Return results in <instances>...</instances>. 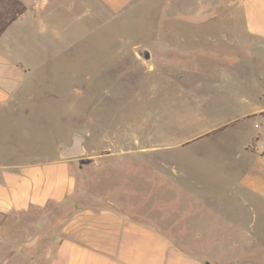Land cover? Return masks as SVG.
<instances>
[{"label": "crops", "instance_id": "0c3cea01", "mask_svg": "<svg viewBox=\"0 0 264 264\" xmlns=\"http://www.w3.org/2000/svg\"><path fill=\"white\" fill-rule=\"evenodd\" d=\"M90 20L100 21L99 29H114L122 36L149 37L148 79L156 68L175 67L177 63L166 57L176 51L197 52V70L205 73L203 54L213 52L219 75L212 86L219 100L249 104L248 116L264 119L260 87L264 82V0H0V264H215L219 257L202 258L179 245L253 244L255 229L264 237V151L250 148L257 155L254 162L227 182L226 190L217 189L214 194L170 190L187 187L185 174L182 171L180 180L169 181L165 171L175 170V163L194 162L188 157L166 161L150 156L158 147L184 148L222 124L199 130L202 134L196 137L179 135L175 144L133 142L131 150H126L135 155L129 164L147 166L151 175L140 181L152 182L160 187L158 191L149 187L130 201L123 198L129 193L112 190L113 199L107 205L73 204L82 197L96 203L88 186L113 172L106 163V156L113 152L98 153L103 137L86 127L83 137L75 136L78 130L67 129L62 140L58 124L64 114L55 113L53 100L52 111L38 103L42 90L54 82L44 80L49 69L45 54L60 49L70 52L72 21L85 26L83 22ZM139 46L137 42L134 48ZM229 62L245 63L247 68L258 65L261 70L256 75L252 72L249 79L235 80L224 70ZM55 82L68 92L70 80ZM252 91L255 98L249 94ZM222 106L215 115L222 113ZM75 137L80 151L72 154ZM257 139L252 138L251 145ZM84 145L90 147L85 157ZM146 197H155L156 204L142 206ZM170 197H179L185 206L167 210ZM211 197L216 202L230 198L232 207L225 212L199 203L189 205V198ZM216 228L235 234L227 241L213 237L204 242L201 230ZM240 261L234 258L235 264Z\"/></svg>", "mask_w": 264, "mask_h": 264}, {"label": "rangeland", "instance_id": "374dc122", "mask_svg": "<svg viewBox=\"0 0 264 264\" xmlns=\"http://www.w3.org/2000/svg\"><path fill=\"white\" fill-rule=\"evenodd\" d=\"M78 23L72 21L70 52L60 49L57 53L45 54L49 69L44 80L54 82L42 90L38 103L45 110L49 108L48 111H52L53 100L55 113L64 114L58 124L62 140L67 135V129L78 130L74 133L75 136L83 137L86 127L103 137L100 148L96 149L98 153L113 152L106 156V163L113 172L106 174L103 180L89 183V193L96 203L90 204L82 197L73 203L76 207L107 205V201L113 199L109 196L112 190L129 193L130 197L123 198L132 201L134 194L139 199L138 192L142 194L150 188L154 189L153 192L160 189L152 182L150 185H143L140 181V178H148L151 175L147 166L129 164L135 155L126 150H131L135 140L147 141L156 146L161 140L169 144L177 141L175 139L179 135L196 137L200 133L199 130H213L221 124L224 125L216 132L203 135L184 148L158 147L153 149L154 153H150L153 158L166 161L188 157L194 162L188 166L175 163L172 165L175 170L168 168L165 171L169 181L180 180L182 171L185 174L182 177L185 178L187 187H170V190H204L211 194L217 189L226 190V183L254 162L253 158L257 155L250 152V148L264 151V119L260 116H248L252 110L249 104L239 100L220 101L215 94L212 83L218 79L219 71L215 66L219 65L214 62L213 52L203 54L207 64L205 73L197 70V64L194 62L197 60V52L176 51L168 54L166 58L175 61L177 65L171 68H156L148 79L149 59L145 60L139 56L142 51L149 53L148 36H122L114 29H99L101 22L95 20L83 22L85 26ZM137 42L140 46L134 48ZM28 55L30 57L31 53ZM215 56L219 57L218 54ZM249 68L245 63L239 62L224 65V70L229 71L235 80L249 79L256 75L259 66L252 64ZM56 80H70L68 92H65L62 84L56 85ZM164 80H167V83ZM161 87L166 90L162 91ZM260 87L264 90V82ZM54 94L59 96L58 100H55ZM249 94L253 98L256 97L255 91ZM220 104L223 105L222 113L215 115L214 112L219 111ZM59 107V111L56 110ZM254 137H258L253 141L255 146L251 145V139ZM85 148L83 157L90 155V147ZM247 148L248 150H244ZM79 184L83 190L84 181ZM177 198H169L165 204L167 210L177 211L176 208L179 210L185 206L186 202ZM213 198H189V205L199 203L203 207L225 212L232 207L230 198L222 197L220 202ZM156 202L155 197H146L142 206L147 208ZM190 232L191 230L188 235ZM232 234L235 232L228 228L201 230L204 242L213 237L227 241ZM253 239H249L250 242L253 240V244L234 247L229 244L213 246L205 243L183 244L179 247L202 258L211 259L215 255L220 258L213 262L215 264H235L234 258L241 259L239 264H263L264 237L260 235V229L254 230Z\"/></svg>", "mask_w": 264, "mask_h": 264}, {"label": "water", "instance_id": "95a60500", "mask_svg": "<svg viewBox=\"0 0 264 264\" xmlns=\"http://www.w3.org/2000/svg\"><path fill=\"white\" fill-rule=\"evenodd\" d=\"M139 56L145 60L149 59V53L147 51H142L139 53ZM78 144H79V139L77 137L74 138V147L72 149V154H77L79 153V148H78Z\"/></svg>", "mask_w": 264, "mask_h": 264}]
</instances>
